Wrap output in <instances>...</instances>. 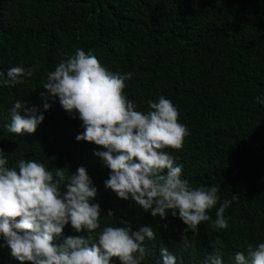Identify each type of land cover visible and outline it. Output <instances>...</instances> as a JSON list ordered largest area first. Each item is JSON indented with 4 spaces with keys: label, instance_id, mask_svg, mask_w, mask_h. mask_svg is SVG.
Instances as JSON below:
<instances>
[{
    "label": "trees",
    "instance_id": "obj_1",
    "mask_svg": "<svg viewBox=\"0 0 264 264\" xmlns=\"http://www.w3.org/2000/svg\"><path fill=\"white\" fill-rule=\"evenodd\" d=\"M77 48L91 50L112 72L133 73L123 91L138 110L160 95L177 107L178 122L189 135L181 149L165 150L183 165L182 177L194 187L220 186L217 207L237 195L224 213L226 230L203 222L188 233L194 247L184 250L180 239L186 225L178 217L153 218L105 190L110 169L93 154L105 149L76 141L82 122L58 100L49 101L34 133L6 131L15 100L43 111L42 80ZM37 61L27 82L3 85L10 67ZM0 72L5 75L0 77V151L9 166L24 158L69 174L84 167L97 189L93 202L99 204L102 227L123 226L126 220L132 231L142 226L156 231L157 239L143 242L150 252L143 264L160 261L161 248L177 264H199L217 250L223 264H233L236 252L264 243V106L254 100L264 93V0H0ZM209 215L216 218L215 208ZM63 233L83 234L70 225ZM5 256L0 248V264H20L10 250ZM119 263L110 258V264Z\"/></svg>",
    "mask_w": 264,
    "mask_h": 264
},
{
    "label": "clouds",
    "instance_id": "obj_2",
    "mask_svg": "<svg viewBox=\"0 0 264 264\" xmlns=\"http://www.w3.org/2000/svg\"><path fill=\"white\" fill-rule=\"evenodd\" d=\"M38 66L37 61L32 67H10L3 85L27 82ZM132 75L112 72L91 50L77 48L42 80L46 90L40 93L43 111L17 99L5 129L16 135L34 133L44 120L43 112L58 100L66 113L82 122L84 131L77 134L76 141L105 149L93 152L110 169L105 190L134 202L153 218L164 220L169 213L178 217L186 225L180 244L190 250L194 245L188 233L203 222L216 231L229 227L224 213L237 195L217 207L219 185L194 187L182 177L183 165L165 150L181 149L189 135L178 122L179 111L163 95L148 100L146 110H138L123 91ZM254 100L264 106V93ZM96 196L97 189L82 166L74 174L49 169L34 159L21 158L9 166L8 156L0 151V248L7 255L4 259L10 250L20 264H110L112 257L119 264H143L150 255L143 242L157 239L156 231L151 226L132 231L126 220L121 221L123 226L102 227L99 204L93 202ZM214 208L216 218L212 219L209 212ZM112 216L109 210L107 217ZM66 225L83 234L65 237L61 233ZM160 256L156 264H177L166 248L160 249ZM232 261L264 264V243L249 244ZM199 264H223L221 252L206 253Z\"/></svg>",
    "mask_w": 264,
    "mask_h": 264
}]
</instances>
